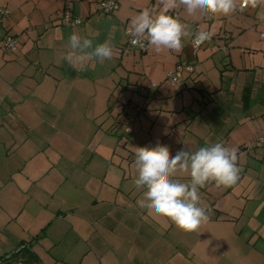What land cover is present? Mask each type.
<instances>
[{
  "label": "crops",
  "instance_id": "obj_1",
  "mask_svg": "<svg viewBox=\"0 0 264 264\" xmlns=\"http://www.w3.org/2000/svg\"><path fill=\"white\" fill-rule=\"evenodd\" d=\"M99 1L0 0V34L21 37L14 53L0 48V264L23 247L32 264H264V146H244L264 131V6L230 18L177 8L211 39L156 53L125 30L160 0L111 13ZM65 11L81 22L63 23ZM74 32L110 41L113 59L71 66ZM187 62L192 72L166 77ZM158 142L237 149V183L200 189L209 220L197 232L137 206L135 148Z\"/></svg>",
  "mask_w": 264,
  "mask_h": 264
},
{
  "label": "clouds",
  "instance_id": "obj_2",
  "mask_svg": "<svg viewBox=\"0 0 264 264\" xmlns=\"http://www.w3.org/2000/svg\"><path fill=\"white\" fill-rule=\"evenodd\" d=\"M161 7L144 8L134 15L127 27L130 43L156 53L180 51L185 41L203 44L212 33L185 23L179 15L171 14L183 8L188 16L202 14L209 18L231 17L246 8L264 6V0H160ZM70 49L64 59L73 67H86L87 62L103 63L114 57L110 41L95 43L77 33L68 38ZM136 177L134 185L141 193L137 206L167 218L184 232H197L208 222L206 207L201 206L200 189L214 183L217 188L235 185L241 168L237 149L223 142L202 146L195 151L181 149L172 154L169 146L157 143L153 147H136L134 153ZM187 176V181L177 177Z\"/></svg>",
  "mask_w": 264,
  "mask_h": 264
},
{
  "label": "built area",
  "instance_id": "obj_3",
  "mask_svg": "<svg viewBox=\"0 0 264 264\" xmlns=\"http://www.w3.org/2000/svg\"><path fill=\"white\" fill-rule=\"evenodd\" d=\"M118 0H100L99 1V9L104 13H111L114 10L118 8ZM171 14L177 15V12H172ZM3 15V11L0 9V21L1 17ZM61 21L63 23L68 22H74V23H80L81 19L78 17L72 16V14L69 11H65L62 15ZM195 27L198 28V24H195ZM208 31V30H205ZM127 35V28L125 30ZM128 36V35H127ZM260 38L264 39V31H261L259 33ZM21 41V37L19 35H11V34H0V48L4 54H11L14 53L19 46V43ZM128 43L134 48H137L141 51H146L148 48L141 49L139 47L133 46L130 43V37L128 36ZM196 47L200 46L201 44L197 45L194 43ZM194 70V66L192 63H178L173 69H169L166 71V77L172 81L175 82L184 72H192ZM152 86H156L157 84L155 82L151 83ZM144 93L143 91H141ZM121 108V106H120ZM264 118V116H262ZM133 119V118H132ZM264 146V131H262L259 135H257L255 138L247 140L244 144L246 148L253 147V146ZM15 264H23V261L21 259L17 260Z\"/></svg>",
  "mask_w": 264,
  "mask_h": 264
},
{
  "label": "trees",
  "instance_id": "obj_4",
  "mask_svg": "<svg viewBox=\"0 0 264 264\" xmlns=\"http://www.w3.org/2000/svg\"><path fill=\"white\" fill-rule=\"evenodd\" d=\"M19 255H21L23 258L18 257ZM18 259H21L23 261V264H32L34 261L33 255L23 247V248H20L19 251L10 255L8 258H5L3 263L15 264Z\"/></svg>",
  "mask_w": 264,
  "mask_h": 264
},
{
  "label": "rangeland",
  "instance_id": "obj_5",
  "mask_svg": "<svg viewBox=\"0 0 264 264\" xmlns=\"http://www.w3.org/2000/svg\"><path fill=\"white\" fill-rule=\"evenodd\" d=\"M130 129L129 130H131V126L129 127ZM133 132L131 131L130 133H127V134H124V135H126V136H128L130 139L132 138V139H134L133 137ZM86 135H87V132H86ZM198 235H196V237H197ZM196 239V238H195ZM201 240H214L213 238H211V237H208L207 235L204 237V238H201ZM220 249V251L222 252L223 250H224V248H222V247H220L219 248Z\"/></svg>",
  "mask_w": 264,
  "mask_h": 264
}]
</instances>
